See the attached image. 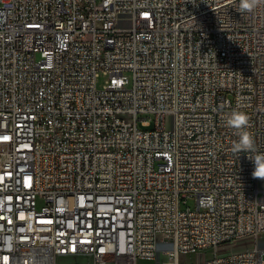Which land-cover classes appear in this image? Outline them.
Wrapping results in <instances>:
<instances>
[{
	"label": "built area",
	"instance_id": "1",
	"mask_svg": "<svg viewBox=\"0 0 264 264\" xmlns=\"http://www.w3.org/2000/svg\"><path fill=\"white\" fill-rule=\"evenodd\" d=\"M238 4L0 0V264H264L226 126L247 113L264 153V5Z\"/></svg>",
	"mask_w": 264,
	"mask_h": 264
},
{
	"label": "clouds",
	"instance_id": "2",
	"mask_svg": "<svg viewBox=\"0 0 264 264\" xmlns=\"http://www.w3.org/2000/svg\"><path fill=\"white\" fill-rule=\"evenodd\" d=\"M261 5H264V0H239L236 10L243 14L252 12ZM226 126L233 129L234 134L238 136V140L233 141L231 145V152L237 157L241 153L247 154L248 159L254 165L253 178L264 180V153L257 150L255 138L248 130L250 124L247 113L239 109L233 110L227 117Z\"/></svg>",
	"mask_w": 264,
	"mask_h": 264
},
{
	"label": "rangeland",
	"instance_id": "3",
	"mask_svg": "<svg viewBox=\"0 0 264 264\" xmlns=\"http://www.w3.org/2000/svg\"><path fill=\"white\" fill-rule=\"evenodd\" d=\"M107 79V76L105 75H99V77L96 80V86L97 88H101L105 81ZM146 115H139V117H145ZM137 125L142 130H149L153 127V121H151V126L145 127L141 125L140 120H138ZM264 184V180H261V185ZM186 207H189L190 209H195V199L193 197H189L186 201V206H182V209H185ZM246 241H241L238 243V246L236 248H240L241 246L245 245ZM229 249L228 247H223L219 254H225L228 253ZM212 256V249H207L202 253H196V254H186L181 256V261H195L199 262L202 259L209 258ZM56 264H92V258L90 256H58L56 259ZM136 264H155L154 260H143L139 259Z\"/></svg>",
	"mask_w": 264,
	"mask_h": 264
}]
</instances>
